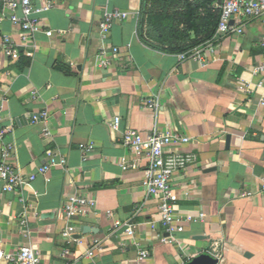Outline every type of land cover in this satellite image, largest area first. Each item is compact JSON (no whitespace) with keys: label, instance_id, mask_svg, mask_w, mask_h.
<instances>
[{"label":"crops","instance_id":"0c3cea01","mask_svg":"<svg viewBox=\"0 0 264 264\" xmlns=\"http://www.w3.org/2000/svg\"><path fill=\"white\" fill-rule=\"evenodd\" d=\"M224 1L34 0L35 17L55 32L38 34L36 49L24 47L19 27L0 24L15 55H0V131L16 168L36 177L24 191L3 193L0 183V249L34 246L44 264H264V78L256 73L264 19L214 42L205 63L179 60L214 38ZM189 4L199 7L196 28L183 18ZM111 11L130 15L105 38ZM150 99L158 111L143 107ZM43 111L48 120L32 124ZM128 129L190 138L182 149L198 165L183 180L190 198L178 203L191 219L184 232L167 233L157 200L146 196L148 161L124 146ZM87 143L96 148L85 160L79 146ZM48 152L57 166L41 174ZM66 195L97 202L78 220L79 243L61 235ZM96 240L104 252L87 257Z\"/></svg>","mask_w":264,"mask_h":264},{"label":"built area","instance_id":"2783aa9c","mask_svg":"<svg viewBox=\"0 0 264 264\" xmlns=\"http://www.w3.org/2000/svg\"><path fill=\"white\" fill-rule=\"evenodd\" d=\"M34 0H0V24L9 21L22 32L24 47H37V35L45 33L49 38L55 35L53 31H47L41 20L35 17L39 12L33 5ZM220 19L215 36L212 40L202 46H198L179 56L181 62L197 61L205 63L207 49L212 50L214 42H220L231 34H242L249 22L264 19V0H225L219 7ZM21 11V16L17 14ZM129 13L122 11H111L105 14V20L101 25V32L107 37L116 22L123 21L129 17ZM264 51V40L262 42ZM115 52L118 50L115 49ZM105 52H102L103 56ZM0 55L5 57H15L13 51L8 48L0 39ZM103 58L101 66H107ZM256 73L264 78V53ZM240 89L248 93L253 91L248 86H241ZM257 90H264V79L257 84ZM143 107L149 110L158 111L160 101L158 99L145 100ZM49 118L48 111L35 114L31 118V123L36 124L46 121ZM1 107H0V121ZM117 127V124H116ZM6 132L0 131V183L2 192L24 191L30 188L35 180V175L24 176L15 166V150L5 143ZM51 131H44L45 137L51 136ZM190 144V138L177 133H162L155 130L151 134L128 129L124 133V146L131 152H135L148 161L145 171L143 188L148 198L157 200V214L169 234L184 232L186 226L191 221L187 215L180 214L178 203L182 198H190V192L186 190L183 180L188 177V172L198 165L197 156L183 150L182 147ZM84 159L86 160L96 148L93 143L80 144L79 146ZM58 154L48 152L45 162L40 166L41 174H48L57 166ZM66 161L61 160V164ZM124 170H128L127 164L123 165ZM186 190V191H184ZM23 200V199H22ZM95 199L84 196L66 195L62 207V214L66 220V227L62 230V237L68 242H80L78 238L82 234L79 226V218L91 214L96 210ZM202 216V215H201ZM24 224V223H23ZM118 228L124 226L118 225ZM126 236H134L131 226L125 231ZM103 241H94L87 250V257L94 258L104 252ZM146 250L140 252L141 258L149 257ZM0 264H44L43 257L34 246H23L14 251L0 249Z\"/></svg>","mask_w":264,"mask_h":264},{"label":"trees","instance_id":"16d2710c","mask_svg":"<svg viewBox=\"0 0 264 264\" xmlns=\"http://www.w3.org/2000/svg\"><path fill=\"white\" fill-rule=\"evenodd\" d=\"M184 21L186 22V24L188 25L189 28H196L198 27V19H199V7H195L193 5H188L187 6V10L184 14ZM218 22L217 21V24L215 25V31L217 30V26H218ZM213 31V32H215ZM198 46V45H196ZM194 46V47H196ZM193 47V48H194Z\"/></svg>","mask_w":264,"mask_h":264},{"label":"water","instance_id":"95a60500","mask_svg":"<svg viewBox=\"0 0 264 264\" xmlns=\"http://www.w3.org/2000/svg\"><path fill=\"white\" fill-rule=\"evenodd\" d=\"M91 231H93L91 228H89V227H84V233H89V232H91ZM79 237V236H78ZM193 264H197V263H193Z\"/></svg>","mask_w":264,"mask_h":264}]
</instances>
